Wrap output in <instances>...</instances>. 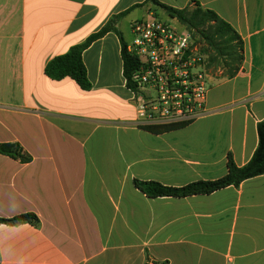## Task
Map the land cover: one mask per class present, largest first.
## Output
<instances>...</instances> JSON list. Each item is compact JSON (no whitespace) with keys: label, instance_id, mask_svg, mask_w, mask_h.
<instances>
[{"label":"crops","instance_id":"crops-1","mask_svg":"<svg viewBox=\"0 0 264 264\" xmlns=\"http://www.w3.org/2000/svg\"><path fill=\"white\" fill-rule=\"evenodd\" d=\"M195 1L238 32L245 62L233 79L212 81L206 116L153 134L137 126L115 33L83 54L90 91L45 74L54 57L144 4L119 23L129 44L131 24L154 13L148 0H0V145L30 157L0 154V218L39 219L0 224V264H264V175L186 198H150L133 183L217 180L229 155L243 167L258 147L264 0Z\"/></svg>","mask_w":264,"mask_h":264},{"label":"trees","instance_id":"trees-1","mask_svg":"<svg viewBox=\"0 0 264 264\" xmlns=\"http://www.w3.org/2000/svg\"><path fill=\"white\" fill-rule=\"evenodd\" d=\"M148 3H151L154 8L162 10L170 18L178 20L193 34L198 42L203 44L204 49L210 55V63L214 71L223 70V77L227 79H233L240 73L245 62V43L232 25L223 20L215 11L203 8L195 0H192L184 9L167 6L159 0H148ZM143 6L144 4L135 5L129 10L114 16L100 31L89 36L86 41L71 47L66 54L54 57L46 65L45 74L55 81L70 78L82 90L90 91L93 86L88 77L83 54L97 40L108 33H115L121 40L124 76L127 86L131 87L129 81L134 70L138 67V62L127 51L128 44L119 29V23L133 10ZM186 126L147 127L143 129L153 134H163ZM257 130L259 143L251 160L245 166L239 167L232 155H229L228 172L222 178L213 181H196L183 187H171L155 181L135 179L133 181L134 186L150 198H186L197 195H210L231 186L238 188L244 181L264 175V121L258 123ZM0 154L22 162L30 160L29 155L16 144L0 145ZM0 224H31L37 226L39 219L34 214H24L12 220L0 218Z\"/></svg>","mask_w":264,"mask_h":264},{"label":"built area","instance_id":"built-area-1","mask_svg":"<svg viewBox=\"0 0 264 264\" xmlns=\"http://www.w3.org/2000/svg\"><path fill=\"white\" fill-rule=\"evenodd\" d=\"M127 51L138 67L129 90L140 128L189 125L207 115L214 71L203 44L178 20L151 13L131 24Z\"/></svg>","mask_w":264,"mask_h":264},{"label":"rangeland","instance_id":"rangeland-1","mask_svg":"<svg viewBox=\"0 0 264 264\" xmlns=\"http://www.w3.org/2000/svg\"><path fill=\"white\" fill-rule=\"evenodd\" d=\"M151 11H154V13L155 14H157L158 15V17L159 18H161V19H168L167 18V16H166V14L164 13V12H162L160 9H156V8H151L150 9ZM142 15H143V12L141 11V9H138L137 11H136V13H135V16H137L138 18H141L142 17ZM146 17V16H145ZM137 18V19H138ZM142 19V18H141ZM128 24H129V22L128 21H125L124 22V28L125 29H128ZM129 39H130V41L132 40V36L130 37L129 36ZM223 71V70H222ZM218 77V79H222L223 78V74L221 73L220 75H218L217 76ZM214 83H216V84H218L217 82H214ZM215 84V85H216ZM222 88H223V86L222 87H219V88H214V90L212 91V93H211V96H216L217 95V93L220 91L221 92V90H222Z\"/></svg>","mask_w":264,"mask_h":264}]
</instances>
